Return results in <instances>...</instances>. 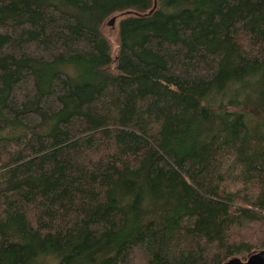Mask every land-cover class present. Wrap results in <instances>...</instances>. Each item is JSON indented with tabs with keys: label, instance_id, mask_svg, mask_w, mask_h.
<instances>
[{
	"label": "trees",
	"instance_id": "trees-1",
	"mask_svg": "<svg viewBox=\"0 0 264 264\" xmlns=\"http://www.w3.org/2000/svg\"><path fill=\"white\" fill-rule=\"evenodd\" d=\"M263 215L264 0H0V264L245 260Z\"/></svg>",
	"mask_w": 264,
	"mask_h": 264
},
{
	"label": "rangeland",
	"instance_id": "rangeland-1",
	"mask_svg": "<svg viewBox=\"0 0 264 264\" xmlns=\"http://www.w3.org/2000/svg\"><path fill=\"white\" fill-rule=\"evenodd\" d=\"M128 13L129 12L117 13L105 20L102 25V32L109 40L113 50H116L117 45L118 22L121 17ZM231 240L234 242L250 241L254 243V245H264V215L263 221L248 223L243 228L232 232Z\"/></svg>",
	"mask_w": 264,
	"mask_h": 264
},
{
	"label": "water",
	"instance_id": "water-1",
	"mask_svg": "<svg viewBox=\"0 0 264 264\" xmlns=\"http://www.w3.org/2000/svg\"><path fill=\"white\" fill-rule=\"evenodd\" d=\"M154 8H155V2L150 12H152ZM223 264H264V248L259 251L251 253L246 257L245 260H242L238 257H232L226 260Z\"/></svg>",
	"mask_w": 264,
	"mask_h": 264
}]
</instances>
